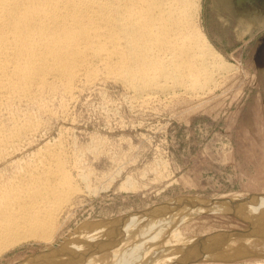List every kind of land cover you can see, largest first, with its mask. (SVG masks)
<instances>
[{"label": "rangeland", "instance_id": "1", "mask_svg": "<svg viewBox=\"0 0 264 264\" xmlns=\"http://www.w3.org/2000/svg\"><path fill=\"white\" fill-rule=\"evenodd\" d=\"M201 7V26L231 65L228 73L198 96H159L142 107L119 85L104 82L67 103L63 117H40L35 136L13 156L29 158L61 135L70 151H83L90 189L82 187L84 193L65 208L51 243H19L0 254V264H43L56 251L60 258L62 243L87 227L93 232L86 230L84 240L77 233L73 249L84 245L79 254L93 243L90 263L117 264L112 254L127 245L121 258L133 259L123 264H158L142 258L159 256L152 244L136 245L142 238L155 244L171 226L184 245L197 246L171 264H264V240L259 237L264 235V201L243 202L264 195V27L257 20L263 13L230 11L222 0H202ZM92 141L93 153L84 154ZM92 234L93 239L87 236ZM104 235V240L97 239ZM251 238L263 245L248 246ZM242 242L247 246L237 247ZM216 243L221 248L235 244L230 247L237 251L205 260L202 251L192 259L195 251ZM60 263L63 259L56 261Z\"/></svg>", "mask_w": 264, "mask_h": 264}, {"label": "bare ground", "instance_id": "2", "mask_svg": "<svg viewBox=\"0 0 264 264\" xmlns=\"http://www.w3.org/2000/svg\"><path fill=\"white\" fill-rule=\"evenodd\" d=\"M201 2L0 0V254L29 240L50 242L62 225L65 208L84 193L82 187L89 188L83 151H70L61 135L33 150L29 158L13 156L35 136L40 117H63L67 103L83 90H98L104 82L119 85L131 102L142 107L159 96L172 100L179 94H203L230 70L201 26ZM91 143L84 154L93 153ZM263 201L264 195L250 197L246 205ZM90 228L73 235L83 239ZM173 230L174 226L168 228L155 244L147 242L148 238L139 240L136 246L152 244L159 253L158 257L143 255L145 263L171 264L194 252L197 246L184 245L181 233ZM87 236L93 239V234ZM75 237L62 243L60 258L56 259L59 251H50L49 261L40 262L56 264L63 259L64 264H80L86 257L84 264H93V243L86 244L88 249L80 255L77 249L84 245L73 249L79 240ZM259 237L264 240V235ZM244 242L236 246H247ZM247 242L255 247L262 244L252 238ZM230 245L224 249L217 243L204 246L192 259L202 251L206 252L204 260L225 258L237 251ZM128 247L113 253V262L133 259L121 258Z\"/></svg>", "mask_w": 264, "mask_h": 264}, {"label": "crops", "instance_id": "3", "mask_svg": "<svg viewBox=\"0 0 264 264\" xmlns=\"http://www.w3.org/2000/svg\"><path fill=\"white\" fill-rule=\"evenodd\" d=\"M229 7L230 11H241V12H258L263 13L257 17L258 21H262L264 27V0H222ZM228 10V9H227ZM260 24H253L252 26H259Z\"/></svg>", "mask_w": 264, "mask_h": 264}, {"label": "water", "instance_id": "4", "mask_svg": "<svg viewBox=\"0 0 264 264\" xmlns=\"http://www.w3.org/2000/svg\"><path fill=\"white\" fill-rule=\"evenodd\" d=\"M249 200V197L246 198V199H243V202H247Z\"/></svg>", "mask_w": 264, "mask_h": 264}]
</instances>
